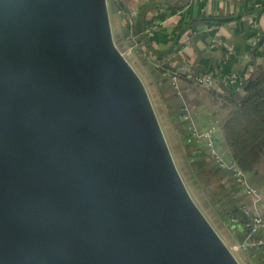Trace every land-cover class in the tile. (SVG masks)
<instances>
[{
    "label": "water",
    "instance_id": "obj_1",
    "mask_svg": "<svg viewBox=\"0 0 264 264\" xmlns=\"http://www.w3.org/2000/svg\"><path fill=\"white\" fill-rule=\"evenodd\" d=\"M0 264H241L189 193L107 0H0Z\"/></svg>",
    "mask_w": 264,
    "mask_h": 264
},
{
    "label": "crops",
    "instance_id": "obj_2",
    "mask_svg": "<svg viewBox=\"0 0 264 264\" xmlns=\"http://www.w3.org/2000/svg\"><path fill=\"white\" fill-rule=\"evenodd\" d=\"M122 1L129 10L138 9L140 12L141 7L146 8L147 11L143 17L144 33L156 49L163 52L172 50L165 57L168 58L170 65L176 68L175 70L182 74H185V70L193 72L212 71L215 73L217 76V83L213 88L215 92H212L211 89H205L193 81L190 82L188 79L181 78V94H178L172 82V73L163 72L159 68L162 65L161 62L159 65L155 63L153 70L147 68L152 88L169 119L174 112L183 116L188 110L199 130L215 128L214 134L218 150L223 152L227 158H232L231 153L226 148L221 128L230 110L225 105L223 97L231 96L235 90L222 81L221 75L230 71H237L246 79V74L251 72V54H249L251 40L257 30L264 37V12L248 10L257 7L264 0ZM241 13L243 16L240 20L222 22L217 19ZM208 17H215L216 19L212 21L202 20ZM120 22V25L125 28V20L122 15H120ZM186 23H191L190 28L181 35L177 46L184 44L187 45V49L182 55H178L174 48L176 37L181 27ZM215 39L220 40L222 44L214 43L213 40ZM260 52L256 62L262 65L263 52ZM197 145L210 153L206 142H200ZM247 176L249 184L258 188L259 194H246L241 190L232 196V201L237 200L235 205H245L252 214L259 216L264 221V164L259 168L258 173L252 172ZM215 184L217 187L219 185L222 188H230L232 184L236 185V182L231 176L223 174V178L217 179ZM215 216L221 222L220 217L216 214ZM221 225L233 245L240 243L241 236L248 234L246 223L238 222L233 225H225L221 222ZM255 236L264 239V228L255 233ZM240 252L249 264H264V245L255 246L249 254H245L243 249Z\"/></svg>",
    "mask_w": 264,
    "mask_h": 264
},
{
    "label": "trees",
    "instance_id": "obj_3",
    "mask_svg": "<svg viewBox=\"0 0 264 264\" xmlns=\"http://www.w3.org/2000/svg\"><path fill=\"white\" fill-rule=\"evenodd\" d=\"M112 4L123 11L125 20L124 36H132V39H130L132 41L129 44L144 46L150 56L162 63L159 68L163 72H177L178 70H175L176 68L172 67L168 62V58L165 57L172 50L163 52L156 49L144 33L143 17L147 11L146 8L141 7L139 15L136 18H131V10L127 9L122 0H112ZM248 11L264 12V2ZM242 16L243 13L217 19L218 21L228 22L240 20ZM215 19V17H208L202 20L212 21ZM190 24H184L177 33L175 49L179 44L181 35L189 30ZM262 47L263 44L260 42L249 50L252 69L250 73L246 74L244 84L241 87H233L235 91L231 96L223 97L225 105L230 110L223 122L221 134L233 159L247 174L258 173L259 168L264 164V67L256 62L259 52H263ZM179 74L181 78L187 79L185 74ZM188 81L192 82L191 80ZM237 89L239 90L236 91ZM214 90L211 89L212 92ZM168 108L170 110L169 105ZM171 118L177 120L175 127L186 150L189 182L199 190L205 204L220 217L223 224L233 225L238 222L247 224L248 234L241 236L240 243L245 244V247L242 248L245 250V254L251 253L257 246L255 242L259 238L250 233L251 217L244 211L246 206H237L235 205L237 200L232 201V196L241 190L243 191V188L229 170L221 168L210 153L198 147L188 129V122L183 119L181 114L174 112ZM223 174L231 176L236 185L232 184L230 188H222L219 185L217 187L216 180L223 178ZM232 192L233 194H231Z\"/></svg>",
    "mask_w": 264,
    "mask_h": 264
},
{
    "label": "rangeland",
    "instance_id": "obj_4",
    "mask_svg": "<svg viewBox=\"0 0 264 264\" xmlns=\"http://www.w3.org/2000/svg\"><path fill=\"white\" fill-rule=\"evenodd\" d=\"M109 16L111 22V29L113 34L114 42L122 53V55L127 59V61L131 64L133 69L137 72V74L142 79L146 90L148 92L149 98L153 105L154 111L157 115L160 127L167 141L169 150L174 159L175 165L182 176L189 193L191 194L193 200L203 212L205 217L208 219L212 227L219 234V236L223 239V241L229 246L231 249L232 241L227 236V232L223 229L221 222L216 218L213 211L205 204L204 198L199 190L191 184L188 180V166H187V157L186 150L184 149V144L179 136L178 130L175 127V122L177 121L174 118L168 117L164 107L161 105L159 98L157 97L156 92L152 88L151 81L149 78V73L147 72V68L153 70L155 63L160 64L158 59L153 58L148 54L145 50V47L139 44L130 45V39L127 36H124L125 28L120 25V15L123 16L122 9H118L114 7L111 3V0H107ZM115 8V9H114ZM133 9L131 10V12ZM132 37V36H131ZM132 39V38H131ZM187 123V122H186ZM188 125V124H187ZM232 250V249H231ZM237 259L241 264H249L245 259L244 255H241L240 251H233Z\"/></svg>",
    "mask_w": 264,
    "mask_h": 264
},
{
    "label": "built area",
    "instance_id": "obj_5",
    "mask_svg": "<svg viewBox=\"0 0 264 264\" xmlns=\"http://www.w3.org/2000/svg\"><path fill=\"white\" fill-rule=\"evenodd\" d=\"M139 14V10H133L131 12V18H136ZM257 30V29H256ZM128 39H131V36L127 37ZM214 43L221 45L222 42L218 39L213 40ZM263 44L262 51H263V64L264 67V37L261 35V33L257 30L255 34L253 35V38L251 40V48L255 47L259 43ZM187 49V45H180L176 47V54L182 55L184 51ZM185 75L188 80L193 81L197 85L205 88V89H212L215 87L217 83V76L212 71L207 72H193L190 70H185ZM172 82L174 85V88L178 94H181V75L179 72H173L171 75ZM221 79L224 83L227 85H230L232 87H241L245 82V76H243L241 73L237 71H230L228 73H223L221 75ZM183 119L188 122V129L196 141V143L200 142H206L207 147L210 150V155L214 158L215 162L223 169L229 170L235 180L241 185L243 188V191L246 194H259V189L251 186L248 182V176L247 173L242 170L238 164L235 162V160L232 158H227L223 152L219 151L217 148V140L215 137V128H211L208 130L201 131L197 128L195 123L193 122L191 113L186 110ZM245 213L250 215L251 217V228L250 233L255 234L257 233L261 228H264V221L257 215L252 214L247 207H245ZM257 245H264V239H258L255 242ZM245 247L244 243H238L235 245H232L231 249L233 251H240L242 248Z\"/></svg>",
    "mask_w": 264,
    "mask_h": 264
}]
</instances>
